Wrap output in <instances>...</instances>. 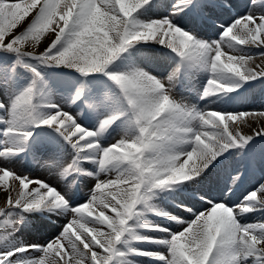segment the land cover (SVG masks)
Here are the masks:
<instances>
[{"label":"snow or ice","instance_id":"obj_1","mask_svg":"<svg viewBox=\"0 0 264 264\" xmlns=\"http://www.w3.org/2000/svg\"><path fill=\"white\" fill-rule=\"evenodd\" d=\"M233 7L232 0H0V160L47 144L71 155L61 177L94 178L83 202H73L52 183L0 164V187L16 193L0 208V264H264V222H242L264 215V183L239 203L226 199L228 184L219 198L194 193L203 210L173 201L188 219L156 202L199 185L230 157L239 155L245 171L257 162L264 127L244 134L241 126L264 111L201 109L174 92L203 74L199 99L228 104L264 82V70L249 66L264 57V0L217 24L215 38L196 30L197 21ZM234 172L238 186L243 173ZM34 214L65 223L46 243H27L17 233Z\"/></svg>","mask_w":264,"mask_h":264},{"label":"bare ground","instance_id":"obj_2","mask_svg":"<svg viewBox=\"0 0 264 264\" xmlns=\"http://www.w3.org/2000/svg\"><path fill=\"white\" fill-rule=\"evenodd\" d=\"M232 3L234 4V7L232 9L226 12L220 10L214 12L213 14L214 17H218V19L214 18V19H209L207 21L204 20L197 21L198 26L196 30L199 31L200 34L205 38H207L208 35H212L213 38H215L214 36L216 30L215 26L220 22H222L223 20L229 19L230 16L243 14V12L247 11L246 5L247 3H249V0H232ZM253 11L254 12L261 11L258 4L253 7ZM161 14H166V13H161ZM184 23H187V21H184ZM46 43H50V41L46 40L45 38L44 40H42L41 45L39 46V50H43V47L46 46ZM257 65H259V67H257ZM249 66L256 68L257 71L264 70V57L254 56L249 61ZM205 79L206 77L203 74H198L192 78L185 79L183 83V87L178 86V88H183V96L181 102L185 104H187L188 102H192L190 106L195 105L201 109H206V110L214 109V110L233 111V109H237L235 111H252L253 108H255L256 109L255 111L257 112L264 111V110H257L259 108L264 109V82L256 81L254 82L253 87L247 88L246 90L242 89L241 98L235 102H231L228 104L219 103V102L216 104H211L206 101H201L199 99V92L202 90V85ZM177 89H175L174 91H176ZM69 110L73 111L74 109H69ZM262 127H264V116H259V115L255 117L250 116L247 118V124L241 126V131L244 134H251L254 129H259ZM113 138H119V132L113 133V136L110 139ZM262 143L264 142H260L259 140H257L256 145L254 147V153L256 155L257 162L254 163L247 171H245L244 165L242 163H237L238 161L241 160V157L239 155H236L235 157H230L228 161L208 171L199 185H196L194 188H189L185 191L177 190L173 195H171V197H173L171 199L183 200L184 202L192 204L196 208L203 210L206 207V205H204L203 202H196L194 193L196 191L207 192L210 197L219 198V194L221 190L224 188V185L228 184L229 186L232 187L233 193L230 197H227L226 199H228L229 203H239L240 200L243 198V196L247 195L249 191H251L255 187H258L259 184L264 183V164L259 163V154L262 151ZM43 150H46L47 153H51L50 157L54 158L55 161L59 163L60 168L65 166L68 160L67 158H69L67 156L68 154H70L69 152L58 151L55 148V146L47 145V144L38 147V149L35 152L43 151ZM30 154L32 155V153ZM30 154H28L27 156H22L23 158H20L21 160L17 158L15 159V161L18 160L20 164L21 162L24 163H26L27 161L30 162V158H29ZM37 163L38 161L36 160L34 161V163L31 162L27 163L26 167L21 165L19 166V168H23V167L24 169L30 167L32 168V166H35ZM236 168H239L240 171L243 173L241 180L238 182V186L233 185L232 181L230 180V175L235 174L234 169ZM29 177H33V176H29ZM80 178L81 177H79V179ZM101 178L104 179L106 177L101 176ZM9 184L11 185V187H15L13 182L9 181ZM3 191H4L3 187H0V208L7 206V199L10 194L9 191L6 192ZM156 202L159 204V206L167 209L168 211H175L177 214L184 216L186 219L190 218V214L184 213L179 209H176L174 207V203L170 201L169 198L165 199L161 197ZM150 218L158 222H161L156 217H150ZM54 219L55 216H53L52 220ZM242 222L243 223L264 222V215H262L260 212L248 214V216L245 219H243ZM40 225L41 223L38 224L37 226L32 225V223H25L19 231L20 233L19 238L27 243L39 244V242L34 241L33 239L39 236L43 232L44 229ZM178 227L179 226L177 225H173L174 230H176ZM49 233L50 232L46 230V242L49 240V238H47V235ZM156 250L164 251V249H160V248H157ZM138 259L145 260L142 261V264H148V262L146 261L147 258H138Z\"/></svg>","mask_w":264,"mask_h":264},{"label":"rangeland","instance_id":"obj_3","mask_svg":"<svg viewBox=\"0 0 264 264\" xmlns=\"http://www.w3.org/2000/svg\"><path fill=\"white\" fill-rule=\"evenodd\" d=\"M174 92H175L176 98L179 101H181L182 96H183V88H178ZM187 104L190 106V104H192V102H188ZM242 109H245V108H242ZM235 110H237V109H233V111H235ZM253 110H256V109L253 108ZM257 110H264V109L259 108ZM50 156H51V153H47L46 150L32 153V155L30 154V156H29L30 162L34 163V161L37 160L38 163L35 166H32V168L30 167V168H25V169H24V167H26L27 163H30L27 160H26L27 161L26 163L21 162V164L18 160H16V161L15 160H12V161L0 160V163L1 164H7L8 167L14 169L18 174H24L27 176H33L32 178H38V179L45 180L46 182H50L53 185L57 186L60 190L69 192L73 202H83V200L89 194V189L94 184V178H91L92 179L91 180L90 177H81L80 179L79 178H72V177H67V178L61 177L59 174L61 171L59 163L56 162L55 159L50 157ZM67 157H69V158H67L68 160H67L64 167H66L67 164L71 162V155L68 154ZM20 158H23V157H20ZM20 158H19V160H21ZM21 165L24 167L19 168V166H21ZM86 167L90 168L91 166L88 165ZM80 181H82V182H80ZM85 183H86V185H85ZM3 190H4V188H3ZM3 192H6V191L4 190ZM9 193H10L9 195H11L13 197L15 196L14 191H12L11 189H10ZM168 198L172 202L175 201V200L171 199V198H173L171 196ZM46 218H47L46 216L34 214V215L28 217V220L26 222V223H32V225H34V226H37L38 224L41 223L40 226L43 227L44 230L39 236H37L33 239L34 241L39 242V244L46 243V230L48 232H50L47 235V238H49V240H50L53 236H55L59 233L62 224L65 223V218H63V217H55L54 220H52L53 217H48L49 219L48 218L46 219ZM154 221L159 223L156 220H154ZM52 223H54V224H52ZM52 225H53V227H52ZM55 229H56V231H55ZM17 234H18V237H20V233L18 232Z\"/></svg>","mask_w":264,"mask_h":264}]
</instances>
